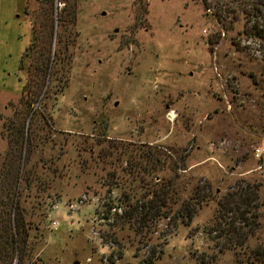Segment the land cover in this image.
I'll list each match as a JSON object with an SVG mask.
<instances>
[{
  "label": "rangeland",
  "instance_id": "374dc122",
  "mask_svg": "<svg viewBox=\"0 0 264 264\" xmlns=\"http://www.w3.org/2000/svg\"><path fill=\"white\" fill-rule=\"evenodd\" d=\"M249 2L0 0V162L16 156L22 125L23 168L47 180L23 191V264H254L246 258L264 243V152L251 154L264 148V26L256 18L258 32L246 30ZM40 50L51 60L28 115L17 102ZM166 179L168 218H119ZM244 183L263 200L259 224L241 245L219 247L214 200ZM194 184L207 196L180 222L171 214Z\"/></svg>",
  "mask_w": 264,
  "mask_h": 264
},
{
  "label": "trees",
  "instance_id": "16d2710c",
  "mask_svg": "<svg viewBox=\"0 0 264 264\" xmlns=\"http://www.w3.org/2000/svg\"><path fill=\"white\" fill-rule=\"evenodd\" d=\"M248 3L253 9L252 23L247 26V31L258 32L256 18L264 26V0H250ZM205 5V4H204ZM256 11V13H255ZM255 13V14H254ZM252 30H251V29ZM31 29H33L31 27ZM259 35L260 32L258 33ZM264 37V35H262ZM36 38L31 33L29 44L21 53L19 59V69H21V57L28 51L33 50V40ZM37 51H35L36 53ZM41 53V50L38 52ZM41 53V60L36 64L25 67L24 81L20 87V94L17 105H20L25 114L30 115L33 111L31 105L39 100V93L43 91L44 80L48 73L51 58L47 54ZM46 116L43 119L47 122ZM11 124V123H10ZM14 130V143L17 144L16 156H2L0 162V264H23L27 257L26 248L27 222L24 220V212L21 207L23 191L33 187L35 190H43L47 185L45 177L35 173L33 169H24L23 163L27 156H19L22 147H27L30 141L29 134L25 133V128L21 125ZM33 166V165H32ZM206 188L194 184L186 200H182L171 216H176L183 222L189 219L198 207L203 198L207 196ZM174 190L172 182L166 179L151 192L145 201H132L124 204L119 218L128 221L144 222L156 220L159 216H166L170 211L168 203L174 202ZM211 199V197H209ZM263 200L258 201L256 185L244 183L226 191L220 198L214 200L216 211L219 212V219L214 223L213 230H216V237L221 236L219 247L241 245L247 234L258 226L257 206ZM221 224V226H219ZM252 258L246 263L264 264V243L262 248H254L250 251Z\"/></svg>",
  "mask_w": 264,
  "mask_h": 264
},
{
  "label": "built area",
  "instance_id": "2783aa9c",
  "mask_svg": "<svg viewBox=\"0 0 264 264\" xmlns=\"http://www.w3.org/2000/svg\"><path fill=\"white\" fill-rule=\"evenodd\" d=\"M263 152H264V148L262 147H253L251 150V154L255 159H258Z\"/></svg>",
  "mask_w": 264,
  "mask_h": 264
}]
</instances>
